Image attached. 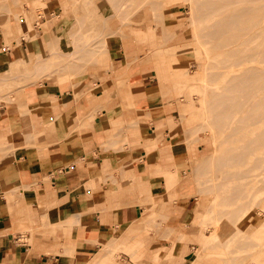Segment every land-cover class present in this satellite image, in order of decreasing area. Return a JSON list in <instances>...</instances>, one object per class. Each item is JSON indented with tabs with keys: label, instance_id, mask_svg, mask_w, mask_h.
I'll list each match as a JSON object with an SVG mask.
<instances>
[{
	"label": "crops",
	"instance_id": "0c3cea01",
	"mask_svg": "<svg viewBox=\"0 0 264 264\" xmlns=\"http://www.w3.org/2000/svg\"><path fill=\"white\" fill-rule=\"evenodd\" d=\"M28 1H36L45 9L52 3ZM68 1L55 0V5ZM87 6L97 21L104 22L106 16L96 0H88ZM13 17L16 21L0 19V88H3L0 91V264H135L134 253L122 248L131 246L136 236L142 237L148 250L143 261L151 256L161 257L156 251L168 243L156 239L154 231L143 232V209L135 201L134 191L149 192L156 200L169 194L174 200L179 196L180 202L166 200L161 204L166 216L180 217L186 213L181 221L168 220L164 225L176 237L168 254L187 258L189 239L202 252L211 235L210 228H204L205 205L199 199L189 208L193 192L187 184L180 185L185 181L180 166L173 168L168 162L175 153L186 152L193 163L190 166L193 172L201 158L194 155L201 150V144L193 145L197 137L192 141L185 137L173 143L172 149L159 151L156 130L141 140L135 131L128 135L130 158L121 162L110 148L114 141L110 119L98 100L105 90L100 87L97 94H86L67 83L76 76L74 68L82 66L77 60L85 54H91L97 61L104 57L116 84L124 82L120 93L132 110H149L144 115L159 122L166 120L171 133L179 131L184 124L190 127L192 119H188L193 117L192 111L189 116L181 111L180 120L175 121L169 117L166 105L158 104V94L151 90L154 86L151 81L155 80L151 62L143 55L131 63L133 59L129 56L141 53L148 33L139 35L134 48L127 41V58L114 67L112 56L106 54L105 37L81 49L80 43L86 41L76 44L73 38L74 49L62 51L61 35L50 37L44 17H39L37 29L30 25L28 17H20L17 12ZM94 29L80 34L90 36ZM93 34V38L102 35ZM150 42L151 49L155 48L154 40ZM38 49L40 52L35 56ZM173 63H176L174 71L188 73V68L179 64L182 62ZM55 71L59 72L62 85L34 82ZM158 71L164 74L162 69ZM20 76L30 80L17 84ZM140 141L149 162L133 146ZM159 182L162 192L153 187ZM197 224L202 228L191 235ZM187 264L205 263L197 252Z\"/></svg>",
	"mask_w": 264,
	"mask_h": 264
},
{
	"label": "rangeland",
	"instance_id": "374dc122",
	"mask_svg": "<svg viewBox=\"0 0 264 264\" xmlns=\"http://www.w3.org/2000/svg\"><path fill=\"white\" fill-rule=\"evenodd\" d=\"M38 1L41 2V0ZM51 1V6L45 9L36 1L0 0V19L4 17L15 20L13 15L17 12L20 17H28L30 25L32 24L37 29L41 20L39 17H44L43 20L49 24L50 37L53 34L61 35L59 48L62 51L74 49L73 38H77V43L79 39H81L79 42H82L89 37L93 38L92 32H94L93 35L102 33L101 36L95 37L94 42L99 43L100 38L105 37L108 48L106 54L112 56L114 67L124 63L127 58L126 42L129 41L134 48L138 45L139 35L148 33V38L142 43L141 53L138 51L129 56L133 59L131 63L143 55L146 61L151 62L155 75V80L151 81L154 85L151 90L153 93L157 92L158 104L166 105L169 117L179 121L181 111L188 116L190 111L194 114L188 119L190 121L192 119V122H189L191 128L184 124L179 131L171 133L166 120L159 122L153 120L151 116L144 115V113L148 114L149 110L138 112L134 111L135 108L134 110L130 108L120 93V90L124 89V82L116 84L112 70L104 57L97 61L91 54H85L84 58L77 60L82 66L74 68L76 76L67 83L73 89H80L81 93L86 94H97L100 87L105 90L102 98L98 100H100L101 107L107 109L109 115L114 140L110 148L121 162L130 158L131 154L127 152L131 147V143H128V135H132L135 131L141 140V137H149L156 130L159 133V151L172 149L175 145L173 143L185 137L189 141L197 137V141L193 144L194 147L201 144L199 146L201 150L194 154L201 158L194 165L193 172L190 170L193 163L186 152L184 155L181 153L174 155V151L170 150L174 157L168 162L173 168L180 166L181 176L185 180L180 185L187 184L193 192L189 208L199 199L205 205L204 228L205 230L210 228L211 235L203 245L202 252L201 247L189 239L186 242L190 252L187 258L183 259L178 254H168V248L171 247L176 237L168 233L164 225L168 220L181 221L186 213L180 217L173 214L166 216L165 208L161 204L166 200L170 203L180 202L179 196L177 200H174L169 194L162 196L161 200H156L149 192L137 191L133 194L135 201L143 209L141 218V221H145L143 232L154 231L155 238L168 245H162L157 249L156 252L161 257L152 259L151 256L149 260L144 261L143 257L148 250L142 243L141 236L134 237L132 245L122 249L125 252L134 253L135 264H187L197 252L204 259L205 264H264V183L261 181L255 187L249 183L243 185L233 176L235 170L247 168L248 163L251 164L254 161L257 152L250 151L246 143L243 144L242 131H227L225 136L218 132L215 119L216 93L213 92L214 89H211L214 85L203 86L207 75H211L216 67V58L214 48L210 45L208 47V44L207 46L202 45L200 42L208 37L202 36L205 28L201 32V25L204 22L201 24L200 19L204 16L199 13L196 3L193 9L189 0H129L126 11H122V14L120 12L121 17H118V13H114L116 10L112 7L111 0H96L99 9L106 6L113 14L107 18V27L105 24L104 27L103 22L98 20L94 25L95 31L90 32L89 30L90 36L86 37L80 33L86 31L89 24L86 23L89 20L85 18L86 27L80 28L83 23L79 21L84 20L78 18L84 13L81 6L72 0L64 5L62 3L55 5V0ZM131 1L133 4H130ZM71 3H74V7H79V10L74 9ZM207 17L215 19L212 15ZM208 18H203V20ZM148 26H151L152 30H145ZM29 37L32 38L31 35ZM150 39L154 40L155 48L153 49H151ZM39 52V49L36 50L35 56ZM173 54L181 56L180 60L173 61L182 62L179 64L188 68L186 75L174 71L176 63L171 60ZM158 69H162L164 74L160 75ZM240 70V66L234 65L231 73L237 74ZM58 74L59 72L55 71L51 75H43L34 82L48 81L62 85ZM29 80L30 78L26 76H20L17 84H23ZM74 81H76L75 84ZM2 90L3 88H0V91ZM189 128H193V132H190ZM133 146L138 147V155H145L149 162L144 143L140 141L134 143ZM124 177H127L126 172ZM262 178L264 179V175ZM153 187L160 191L163 190L160 182ZM237 196L240 197L238 200ZM200 227L202 228L201 224H197L191 235H194Z\"/></svg>",
	"mask_w": 264,
	"mask_h": 264
},
{
	"label": "bare ground",
	"instance_id": "6f19581e",
	"mask_svg": "<svg viewBox=\"0 0 264 264\" xmlns=\"http://www.w3.org/2000/svg\"><path fill=\"white\" fill-rule=\"evenodd\" d=\"M189 1L193 9L196 3L203 18H208L207 16L210 15L215 16L214 20L211 17L206 20L200 17L202 18L200 23L204 22L201 25V32L205 28L202 36L208 37L200 42L202 45L207 46L208 44V47L210 45L214 48L216 58V67L211 75H207L203 86L214 85L211 89H214L213 92L216 93L215 119L218 132L225 136L227 131H242L243 144L246 143L250 151L257 152L254 161L251 164L248 163L247 168L235 170L233 173L235 180L243 185L249 183L255 187L261 181L264 183L262 178L264 175V0ZM72 2L86 9L82 14L83 18H81L82 15L78 16L79 19H84L79 21L83 23L80 28L86 27L88 23L87 29L94 28L97 20L87 6L88 0H72ZM111 2L116 10L114 13L117 12V16L121 17L120 14L126 11L129 0H111ZM130 4H133V1ZM73 8L79 10V7L73 6ZM102 9L106 16L103 25H106L107 18L113 12L110 13L106 6ZM85 15L89 22L85 20ZM84 21L87 22L85 25ZM87 39L86 44L80 43L79 49L95 40L90 37ZM79 41L76 44H79ZM180 59L181 57H173V60ZM234 65L241 68L237 74L231 73ZM193 128L189 131L193 132ZM239 198L237 196V200Z\"/></svg>",
	"mask_w": 264,
	"mask_h": 264
}]
</instances>
